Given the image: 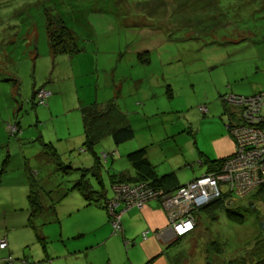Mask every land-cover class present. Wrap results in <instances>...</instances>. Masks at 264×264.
<instances>
[{
    "label": "rangeland",
    "instance_id": "obj_1",
    "mask_svg": "<svg viewBox=\"0 0 264 264\" xmlns=\"http://www.w3.org/2000/svg\"><path fill=\"white\" fill-rule=\"evenodd\" d=\"M54 15L62 16L84 49L72 63L78 98L86 105L111 100L134 131V138L120 145L107 134L96 140L93 150L101 159L98 178L81 172L91 168L82 162L84 157L92 160L84 147L86 140L70 151L71 143L59 140L68 129L75 135L76 111L63 107L76 95L73 79L64 71L71 70L68 57L72 56L52 57L49 51L46 20ZM57 72L64 78L57 85L64 83L65 88L50 117L47 105L33 101L32 91L35 86L50 92V80ZM261 91L264 0H0V238L5 236L8 242L0 251V264L88 262L65 260L58 249L63 239L67 244L89 242L87 236L67 239L66 230L86 218L82 209L75 211L82 201L77 191L56 208L59 221L49 211L34 221L48 237L46 257L28 223L29 187L21 167L23 158L31 170L27 176L32 175L37 190H52L49 196L85 179L105 195V201L92 209L107 219L108 211L102 206L114 197L109 174L129 168L128 152L147 148L159 175L174 173L186 184L202 176L203 154L211 158L214 137L227 135V124L237 120L240 106L229 98L222 102V96L249 97ZM13 126L17 131L10 132ZM50 140L64 170L43 154V143ZM81 147L86 152L79 151ZM225 186L219 187L213 201L226 200L225 205L235 211L241 207L244 223L231 222L225 213H212L216 218L201 209L212 200L196 207L191 211L192 234L176 246L183 248L181 264H227L233 259L252 264L264 256L260 226L264 200L252 196L264 186L251 190L243 200L229 195ZM94 222H99L97 217ZM105 224L113 230L110 220ZM93 250L100 260L99 250Z\"/></svg>",
    "mask_w": 264,
    "mask_h": 264
},
{
    "label": "crops",
    "instance_id": "obj_2",
    "mask_svg": "<svg viewBox=\"0 0 264 264\" xmlns=\"http://www.w3.org/2000/svg\"><path fill=\"white\" fill-rule=\"evenodd\" d=\"M80 54H83L82 52L70 55L72 57H68L71 61V70L67 68V70H64L65 72H68V75L70 78L73 79L74 82V90L76 99L71 101L69 104H67L65 107H63L64 111L67 112H73L76 111L75 114V135H71L69 129L66 134V137L59 136V140L63 141L66 140L68 143H71L69 145V151L74 150L77 148V143L80 142V140H85V127L83 123V111L85 108H88L91 104L98 105L95 102H91L90 104L86 105L85 101L80 100L77 96L78 86L76 85L75 81V73H73V65L72 63L75 61L76 56H80ZM62 55H68V54H62ZM52 56V55H51ZM69 56V55H68ZM54 57V56H52ZM57 57V56H56ZM74 57V58H73ZM65 58V57H62ZM65 61V59H64ZM79 60L77 59V63ZM58 64V63H57ZM80 64V63H79ZM57 76H53L54 80H50V92L51 96L47 99V109L50 113V117H53L52 111L53 107L60 103L61 98H63V90L65 87L62 85H57V82L60 80H64L63 77L59 75V72L56 74ZM60 84V83H58ZM82 87V85H81ZM35 86L33 87L32 91V99L34 102L37 103V99L35 96ZM54 94V95H53ZM61 95V97L59 96ZM99 106H105V104H99ZM58 113V112H56ZM104 120V119H102ZM97 121L95 123L94 127H97L99 130L103 128V123ZM116 124H109V127L106 128L107 130H103L101 138L104 136L106 137V134L112 138L113 131L109 128H121L126 125H129L123 121L120 117L118 118V121H116ZM231 121H229L230 123ZM130 126V125H129ZM131 127V126H130ZM227 129V128H226ZM55 136H58L56 132ZM134 133V131H133ZM135 135L129 140L122 141L120 144H124L126 142L131 141L134 138ZM113 139V138H112ZM51 140L48 142L49 145L52 146ZM44 144V143H43ZM116 144V143H115ZM117 144V145H118ZM213 149H214V155L209 158L210 156L204 155V158L206 159H223L233 153L234 150V141L232 137L230 136L229 132L227 131V135L220 133L217 136L214 137L213 141ZM75 145V146H74ZM73 146V147H72ZM72 147V149H71ZM79 147V146H78ZM44 148V147H43ZM55 148V147H54ZM146 150V158L153 163V160L149 157L148 149L144 148ZM45 150V158L49 160L51 163L53 162L49 155H47L46 149ZM56 152L57 149L55 148ZM81 152H86L81 149L79 150ZM135 150L131 151L134 152ZM131 152H128L131 153ZM125 157H127V155ZM41 156V155H40ZM91 156V155H90ZM92 158V156L90 157ZM88 160H90L88 162ZM127 160V158H126ZM84 163H89V165L92 167L94 165V159H87V157H84L82 160ZM128 162V161H127ZM129 168L125 170L116 171L112 174H109V179H112L113 174H128L129 177L134 178L135 172L133 168L131 167V164ZM87 165V164H85ZM153 165V164H152ZM88 166V167H90ZM21 167L23 169L24 174L27 176V172L31 171L28 167L26 157L23 158V163H21ZM206 167V166H205ZM78 169V168H77ZM208 171L207 167L205 169V174ZM156 174L159 175L157 172ZM171 174V173H170ZM202 174V175H203ZM164 175V174H162ZM175 175V174H174ZM173 175V176H174ZM121 176V175H120ZM198 177H195L196 179ZM28 179V178H27ZM25 180L26 186L29 187V180ZM174 179L172 182L175 183V181H178V178L174 176ZM192 179V180H194ZM28 183V185H27ZM0 184H1V175H0ZM179 184H181L179 182ZM183 185V184H181ZM56 188H60L59 185L56 186ZM95 190V189H94ZM39 191V190H38ZM48 191V192H47ZM44 192L39 191V199L40 202L44 205L43 211L36 217L32 218L31 222L28 219V223L30 226L34 228V234L36 239L39 241V243L42 245V250L45 253L46 257L48 255L46 243L48 242V237H46V234L44 231L42 232V228L38 225L34 224V221L37 220L45 211L51 212V214L55 217L56 221H59L56 208L58 205H60L70 194L72 191H77L76 189H73V186L71 189L66 188L65 190H58L53 193V195L49 196V194L52 192V190H47ZM78 192V191H77ZM29 194V193H28ZM78 194H80L78 192ZM82 201H80V205L77 207L75 211H79L82 209L84 212L85 219H82L79 221L74 227L71 229H67V239L71 240V236L74 239H77L78 237H85L87 236L89 238V242L87 243H70L67 244L66 241H63V232L60 234V238L62 240V244H59L58 249L61 251L62 254H64V259L68 260L69 258H72L77 261V263L82 262L84 259L88 262L86 264H181L179 258L182 256V250L176 248V246L181 243V239L187 238L192 233L185 234L183 236H178L171 225L169 224L168 217L165 211H162L161 206L159 203L155 200H150L146 202L142 207H131L128 210H126L121 217L122 227L123 230L121 233H115L113 230H111L107 224H105V221L109 223V217L105 219L100 213H95L92 208L99 207L101 205V202L103 198H105V195L101 197H97V195H93L91 201H87L81 194ZM28 198V195H27ZM56 203V206L52 209L51 205ZM29 206V203H28ZM121 206H119L117 209H120ZM97 209V208H96ZM29 210V209H28ZM29 217H30V210L28 211ZM72 213V212H70ZM98 218V223L94 222V220ZM92 216V218H90ZM86 220V221H84ZM84 221V222H83ZM103 222V224L100 225V222ZM82 222V223H81ZM101 222V223H102ZM111 223V222H110ZM43 226V224H42ZM105 228H107L105 230ZM146 234V238L143 239V235ZM45 235V236H44ZM3 238V237H2ZM1 239V238H0ZM7 239V238H6ZM8 243V242H7ZM77 244H83V246H78ZM93 249H98L100 252L99 258L100 260H97L95 255L93 254ZM4 249L0 248V251H4ZM92 256V257H91ZM101 257H103V260H101ZM4 260V259H3Z\"/></svg>",
    "mask_w": 264,
    "mask_h": 264
},
{
    "label": "built area",
    "instance_id": "obj_3",
    "mask_svg": "<svg viewBox=\"0 0 264 264\" xmlns=\"http://www.w3.org/2000/svg\"><path fill=\"white\" fill-rule=\"evenodd\" d=\"M35 96L37 104L45 106L51 92L40 88ZM225 98L240 106L237 120L226 126L234 141L233 153L215 172L205 173L174 191L157 190L145 183L114 184L111 187L114 197L104 204L115 233L122 231L121 217L126 210L155 200L164 208L175 233L183 236L195 226L191 211L218 197L223 183L229 195L236 198H243L251 190L264 186V91L249 97L229 94ZM15 127H11L10 132L17 131ZM119 206L122 209L118 211ZM7 246L4 236L0 239V248Z\"/></svg>",
    "mask_w": 264,
    "mask_h": 264
},
{
    "label": "trees",
    "instance_id": "obj_4",
    "mask_svg": "<svg viewBox=\"0 0 264 264\" xmlns=\"http://www.w3.org/2000/svg\"><path fill=\"white\" fill-rule=\"evenodd\" d=\"M111 2H113V0H111ZM46 31L48 36L49 51L52 56L56 57L60 54L73 55L80 53L84 50L83 47L79 45L75 32L71 28L67 27V24H65L62 16L57 17L56 15H54L52 18L48 16L46 20ZM144 61H147V59H144ZM224 100L225 99H223L222 96V102ZM113 105H115V103L114 102L112 103L110 100L107 103H105V106L103 107L99 105L91 104L88 108H85V110L83 111V123L85 127V137H86L84 147L86 148L87 151L90 152L92 158L94 159V165L91 168L81 169V172H83L84 175H86L88 172H91V173H95L96 174L95 176L98 178L101 174V169H100L101 159L99 158L98 154H96L95 150H93V144H95L97 139L101 138L103 130L104 129L107 130L106 128L109 127V124L113 125V121L114 124L117 123L116 121H118V118L120 117V113L113 108ZM100 120H102L101 122H104L103 128L101 130H99L97 127H94L95 123H97V121ZM109 129L113 131L112 138L114 143L116 144L122 141L129 140L134 135L133 130L129 125H126L118 129L116 128H109ZM43 147L47 151L48 150L50 151L48 155L50 156L54 164H57L58 169L64 170V168H61L59 155L57 154L54 147L49 144H43ZM145 155H146V150L144 148L129 153L126 158L131 164V167L133 168L136 177L129 178L124 174L123 175L120 173L113 174L111 175L112 179L110 180L111 187L114 184H119V183L120 184L145 183L149 187H152L154 189L168 192V191H174L181 186V184H179V182L177 181H175V183L172 182L173 180H176L174 179L175 176L174 173L158 176L155 171V166L151 164V162L146 158ZM223 160L224 159L211 160V159L203 158L201 160V164L207 167L208 171L206 173H210L213 170H215L216 166L221 164ZM75 171H77V169ZM65 174H67V172H65ZM28 180H29L28 203L30 210L29 220L31 222L32 218L38 216L43 211L44 205L40 202L39 199V191L37 190L39 186L36 185L37 183L35 182L31 174L28 175ZM73 189H76L87 201H91L93 195H97V197L103 196L102 193L94 190L92 186L88 184L87 181H85V179H79L78 181H76L73 185ZM252 196H254L255 199L259 198L264 200V187L255 191V193ZM103 200L105 201V198H103ZM225 201L226 200L223 201L222 199H216L210 202L209 204H207L206 206L202 207L201 209L207 210V213L209 215L215 217L217 215H214L212 213L215 214L225 213L226 217L231 222L237 224H243L244 218L243 215L240 213L241 207H238L237 210L235 211L234 209H232L233 207L231 208L230 206L225 205ZM54 206H56V203L51 205L52 209L54 208ZM102 207L106 209L105 205ZM227 264H250V263L233 259L230 260ZM252 264H264V256L260 257Z\"/></svg>",
    "mask_w": 264,
    "mask_h": 264
},
{
    "label": "water",
    "instance_id": "obj_5",
    "mask_svg": "<svg viewBox=\"0 0 264 264\" xmlns=\"http://www.w3.org/2000/svg\"><path fill=\"white\" fill-rule=\"evenodd\" d=\"M249 207H250L251 209H254L252 203L249 204ZM260 226L262 227V230H264V221L261 222Z\"/></svg>",
    "mask_w": 264,
    "mask_h": 264
},
{
    "label": "flooded vegetation",
    "instance_id": "obj_6",
    "mask_svg": "<svg viewBox=\"0 0 264 264\" xmlns=\"http://www.w3.org/2000/svg\"><path fill=\"white\" fill-rule=\"evenodd\" d=\"M239 200H243V198H239ZM250 203H251V202H250ZM250 203H249V204H250Z\"/></svg>",
    "mask_w": 264,
    "mask_h": 264
},
{
    "label": "bare ground",
    "instance_id": "obj_7",
    "mask_svg": "<svg viewBox=\"0 0 264 264\" xmlns=\"http://www.w3.org/2000/svg\"><path fill=\"white\" fill-rule=\"evenodd\" d=\"M213 201V200H212Z\"/></svg>",
    "mask_w": 264,
    "mask_h": 264
}]
</instances>
